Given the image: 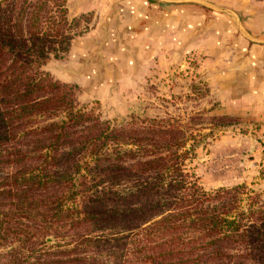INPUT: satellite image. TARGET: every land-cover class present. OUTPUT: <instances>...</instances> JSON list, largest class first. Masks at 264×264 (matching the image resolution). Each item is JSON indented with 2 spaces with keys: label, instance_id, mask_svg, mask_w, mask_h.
I'll use <instances>...</instances> for the list:
<instances>
[{
  "label": "trees",
  "instance_id": "16d2710c",
  "mask_svg": "<svg viewBox=\"0 0 264 264\" xmlns=\"http://www.w3.org/2000/svg\"><path fill=\"white\" fill-rule=\"evenodd\" d=\"M75 24L66 0H0V264H264L260 193L185 169L228 116L101 118L42 67Z\"/></svg>",
  "mask_w": 264,
  "mask_h": 264
},
{
  "label": "rangeland",
  "instance_id": "374dc122",
  "mask_svg": "<svg viewBox=\"0 0 264 264\" xmlns=\"http://www.w3.org/2000/svg\"><path fill=\"white\" fill-rule=\"evenodd\" d=\"M98 2V9L77 11V0H66L75 34L67 51L49 54L43 69L75 85L78 104L112 122L137 116L184 123L194 113L227 115L212 133L193 129L185 169L206 189L244 183L264 198V80L258 90L241 84L237 66L248 56L234 33L240 20L264 41V0H179L177 9L157 2L152 8L144 0L151 21L148 36L139 32L136 41L122 25L127 10H118L114 23L110 11L99 13L105 0ZM119 25V39L132 42L130 50H97Z\"/></svg>",
  "mask_w": 264,
  "mask_h": 264
},
{
  "label": "crops",
  "instance_id": "0c3cea01",
  "mask_svg": "<svg viewBox=\"0 0 264 264\" xmlns=\"http://www.w3.org/2000/svg\"><path fill=\"white\" fill-rule=\"evenodd\" d=\"M99 0H77V3H75L73 6L77 7V11L80 10H86L87 8L95 7L98 9L99 6ZM91 3V4H90ZM132 3L137 11V14H147L146 18L144 17H136L134 15L129 14L125 11L126 17L124 16V20H122V25H131L130 26V32H131V38H134L135 41L137 37H139V32H143L146 36H148V27L151 21V18H149V13H147L148 8L147 6L143 7L142 0H132ZM90 4V5H89ZM103 6V9H99V13L104 16L110 11L112 12V19L114 23H117V14L118 9L120 7H123V3L121 0H109L108 2L105 0V3ZM106 7V9H105ZM154 8V7H152ZM173 8V7H172ZM178 8L177 5L175 7ZM165 9V8H164ZM167 9H170L169 7ZM141 15V14H140ZM230 18V17H229ZM234 19V17H232ZM110 20V19H109ZM121 20V19H120ZM234 22V20H232ZM121 23V22H120ZM139 25V26H138ZM119 27H115L113 29H116L117 36H114L110 38L109 41H106L105 43L101 44V47L98 48L100 52H106V48L110 45L121 49L130 50L131 43L129 40L124 41V43L121 42L120 36H119ZM120 29H124L121 27ZM251 32H249V29L246 27V25L242 24L239 20V29L234 30V33H238L239 35V42H241L242 48L244 51L247 52V56L242 61L239 60V80H241V84L244 81L249 82L251 85V88L259 89V83L260 80H264V41L262 39L261 33H258V31L255 29L254 26L251 28ZM124 40V39H123ZM128 42V44L126 43ZM243 50L241 51V53ZM108 53V52H106ZM133 53V51H132ZM253 86V87H252ZM262 93L264 94V87H262Z\"/></svg>",
  "mask_w": 264,
  "mask_h": 264
},
{
  "label": "water",
  "instance_id": "95a60500",
  "mask_svg": "<svg viewBox=\"0 0 264 264\" xmlns=\"http://www.w3.org/2000/svg\"><path fill=\"white\" fill-rule=\"evenodd\" d=\"M122 1V3H123V7H120V8H117L118 10H121V8H125L127 11L126 12H128L129 14H131V15H134V16H136V17H147L145 14H142V13H140V14H137V11L136 10H134V5H133V3H132V0H121ZM147 2L146 3H149L152 7H154V8H158V6L157 5H155V4H152V2H154V3H161L160 5H159V7H161V8H164V7H162L164 4H171V5H177L178 6V2H179V0H146ZM184 1H186V0H181V2L182 3H187V2H184ZM126 2V3H125ZM142 2H144V0H142ZM193 4H195V3H192V5ZM148 5V4H147ZM66 6H68L67 5V3H66ZM166 7V6H165ZM201 8L204 10V11H209L210 9L206 6V5H201ZM162 10V9H161ZM118 12V11H117ZM112 13V12H111ZM121 16V15H120ZM120 16H119V21H121L120 20ZM149 17V16H148ZM124 26H125V24H124ZM127 27L126 28H128V32H129V36L131 35V32H130V26L131 25H126ZM124 30V29H123ZM114 32H116V29H114ZM120 32V31H119ZM117 33V32H116ZM115 36H117V34L115 35ZM112 37H114V35H112L111 37H109V39H108V41L110 40V38H112ZM105 43V42H104ZM47 240H50V237H47Z\"/></svg>",
  "mask_w": 264,
  "mask_h": 264
}]
</instances>
